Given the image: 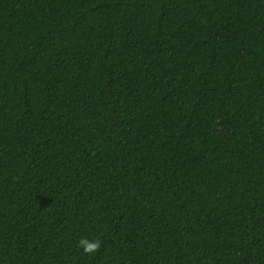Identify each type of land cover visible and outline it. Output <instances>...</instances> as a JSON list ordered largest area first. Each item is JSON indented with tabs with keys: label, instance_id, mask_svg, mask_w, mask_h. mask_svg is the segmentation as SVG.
<instances>
[{
	"label": "trees",
	"instance_id": "obj_1",
	"mask_svg": "<svg viewBox=\"0 0 264 264\" xmlns=\"http://www.w3.org/2000/svg\"><path fill=\"white\" fill-rule=\"evenodd\" d=\"M0 264H264V0H0Z\"/></svg>",
	"mask_w": 264,
	"mask_h": 264
},
{
	"label": "clouds",
	"instance_id": "obj_2",
	"mask_svg": "<svg viewBox=\"0 0 264 264\" xmlns=\"http://www.w3.org/2000/svg\"><path fill=\"white\" fill-rule=\"evenodd\" d=\"M77 246L82 248L84 254L90 255L99 251L101 248V241L99 239L89 241L87 238L82 237L78 241Z\"/></svg>",
	"mask_w": 264,
	"mask_h": 264
}]
</instances>
